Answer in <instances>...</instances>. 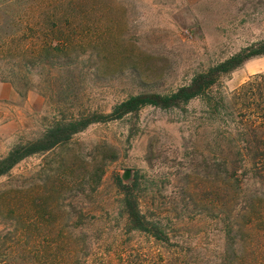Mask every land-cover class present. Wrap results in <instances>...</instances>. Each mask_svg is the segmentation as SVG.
Instances as JSON below:
<instances>
[{
    "label": "rangeland",
    "instance_id": "rangeland-1",
    "mask_svg": "<svg viewBox=\"0 0 264 264\" xmlns=\"http://www.w3.org/2000/svg\"><path fill=\"white\" fill-rule=\"evenodd\" d=\"M70 2L76 19L82 20L85 50L82 67L60 78L68 82L72 98L57 102L46 97L37 76L24 96L9 80H0V156L43 132L59 104L107 113L132 95L170 94L197 73L264 40V0ZM263 70L264 54L250 57L220 74L203 95L177 106L146 104L120 118L92 123L55 149L23 159L0 176V230L19 211H29L33 198L49 199L55 177L47 180V174L65 170L67 180L84 176L80 189L103 172L96 194L86 197L92 212L82 221L97 218L95 237L121 233L124 215L115 176L137 174L141 207L164 223L171 243L217 251L221 239L214 216L224 174L214 137L222 119L210 103ZM14 183L19 187L10 190ZM72 193L75 189L66 191L58 203L72 201Z\"/></svg>",
    "mask_w": 264,
    "mask_h": 264
},
{
    "label": "trees",
    "instance_id": "trees-1",
    "mask_svg": "<svg viewBox=\"0 0 264 264\" xmlns=\"http://www.w3.org/2000/svg\"><path fill=\"white\" fill-rule=\"evenodd\" d=\"M79 15L83 16L82 11ZM77 16L70 0H0V80H9L24 96L33 86L31 78L37 76L46 97L57 102L71 100L69 84L60 78L77 65L82 67L84 29ZM261 54L264 40L197 73L188 85L170 94L132 95L107 113L58 103L56 115L43 132L15 143L0 156V176L7 175L23 159L68 142L92 123L120 118L146 104L177 106L203 95L220 74ZM210 105L222 119L214 137L224 174L214 216L221 239L217 251L202 252L171 243L164 223L141 207L137 174L133 178L115 176L124 215L118 229L121 233L95 237L92 232L99 228L97 218L93 216L89 222L82 219L92 212L86 197L96 194L103 172L85 181L87 187L80 189L84 176L67 180L65 170H50L46 179L55 177L51 197L33 198L29 211H19L0 230V263L13 264L12 260L21 258L23 263L16 264H264V70L219 93ZM37 180L36 175L31 181L35 185ZM16 186L19 184L14 183L10 190ZM72 189L76 192L72 193L73 200L58 203L59 197ZM14 195L18 200L19 195ZM143 243L151 244L145 247ZM154 245L173 249H155Z\"/></svg>",
    "mask_w": 264,
    "mask_h": 264
}]
</instances>
